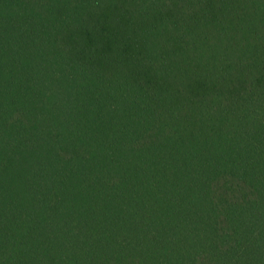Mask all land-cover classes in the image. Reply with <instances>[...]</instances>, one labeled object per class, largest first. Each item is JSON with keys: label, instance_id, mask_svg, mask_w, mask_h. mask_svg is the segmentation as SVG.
Instances as JSON below:
<instances>
[{"label": "trees", "instance_id": "obj_1", "mask_svg": "<svg viewBox=\"0 0 264 264\" xmlns=\"http://www.w3.org/2000/svg\"><path fill=\"white\" fill-rule=\"evenodd\" d=\"M0 264H264V0H0Z\"/></svg>", "mask_w": 264, "mask_h": 264}]
</instances>
